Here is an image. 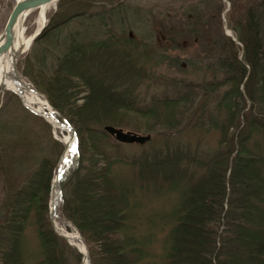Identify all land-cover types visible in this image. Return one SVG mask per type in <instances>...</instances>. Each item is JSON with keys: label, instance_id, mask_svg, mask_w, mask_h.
Instances as JSON below:
<instances>
[{"label": "trees", "instance_id": "obj_1", "mask_svg": "<svg viewBox=\"0 0 264 264\" xmlns=\"http://www.w3.org/2000/svg\"><path fill=\"white\" fill-rule=\"evenodd\" d=\"M228 1L226 25L236 41L224 31L226 2L187 0L174 12L176 22L167 23L164 8L154 15L152 28L167 40L160 47L134 37L132 21L143 13L128 0H59L31 53L21 57L19 75L76 132L57 215L84 239L91 264H145L149 252L135 235L131 197L136 190L177 188L183 200L169 264H264V0ZM72 28L53 50L58 35ZM187 39L211 47L199 52L203 62L208 52L217 54V64L202 66L195 82L162 69L180 66L168 51ZM142 86L153 92L149 100ZM4 96L0 264H80L82 255L55 232L50 214L63 144L16 93ZM215 101L218 115L208 111ZM107 125L154 132L155 140L135 155L105 131ZM210 131L220 134L214 148L201 143ZM47 135L54 145L49 153Z\"/></svg>", "mask_w": 264, "mask_h": 264}, {"label": "rangeland", "instance_id": "obj_2", "mask_svg": "<svg viewBox=\"0 0 264 264\" xmlns=\"http://www.w3.org/2000/svg\"><path fill=\"white\" fill-rule=\"evenodd\" d=\"M195 1V0H193ZM198 1V0H197ZM227 4V9L222 15V21L224 25V31L225 25L227 24V19L225 17V13L229 11L231 4L228 0H223ZM17 0H0V35L4 32L7 21L11 15V12L16 5ZM128 4H131L133 6L141 8V11L143 15L139 17L137 20L132 21L133 23V29L132 32L134 34V37H140L144 36L149 38L151 41H157L160 44V47H163V43L167 41L164 36H160L158 34V31L156 29L152 28V23L154 24V15H156L158 11H163V8L165 9V16L167 23L172 20L173 22H176V19L174 18L175 13L178 11V8L185 6L187 4V0H128ZM244 7L240 6V11H242ZM57 10L56 7L48 13V18ZM153 15V16H152ZM38 18H39V11L36 10L32 12L30 15H28L24 21V27L26 30V37H31L32 35L37 34L38 31ZM46 22V24H47ZM157 25V24H156ZM158 26V25H157ZM75 28L69 29V30H63L60 35L57 37V43L54 44L53 50L58 51L61 46L64 44L65 39L69 36V32H74ZM216 30V29H215ZM196 43L190 41V40H182L181 45L178 48H175L173 50L168 51L169 54L173 57H177L180 61V66L178 67L176 64L172 65H165L162 67L164 70V73H171L179 78H185L187 80H191L193 82L199 81L202 78V71L201 67H205V64H209V66L214 67L215 64H217V54L208 52L206 54L207 62H203L198 54L202 50H209L211 47L206 45L204 41H200V39H196ZM32 46L20 56L19 61L21 57H25L28 55L30 50L32 49ZM205 56V57H206ZM18 61V63H19ZM18 65V64H17ZM173 70V71H172ZM217 69H213V71H216ZM18 71V69H17ZM212 71V70H211ZM21 77V76H20ZM22 78V77H21ZM22 80L31 86V83L29 80H25L22 78ZM32 87V86H31ZM33 88V87H32ZM9 91V90H6ZM5 91V92H6ZM140 91L144 98H147L149 100L150 96L152 95V91L147 90L144 86L140 88ZM4 93L0 95V106L4 102ZM13 92V91H12ZM15 93V92H14ZM41 93V92H40ZM160 93V92H159ZM42 94V93H41ZM43 95V94H42ZM43 97V96H42ZM44 98L46 96L44 95ZM47 99V98H46ZM22 100V99H21ZM23 103V102H22ZM24 105V104H23ZM216 101L210 105L208 111H211L213 115H218L217 110L215 109ZM25 106V105H24ZM59 113V112H58ZM224 113L221 114L219 117L221 119L224 118ZM59 118V117H58ZM46 120V119H45ZM60 122L62 123L61 119L59 118ZM47 121V120H46ZM48 122V121H47ZM49 123V122H48ZM50 124V123H49ZM51 125V124H50ZM109 126V125H107ZM112 126V125H110ZM106 127V126H105ZM116 127V126H114ZM186 127L184 126L179 130V132L182 133L183 138L185 139L186 133ZM51 132H52V138L61 144H63L61 150L59 151V161L58 165L60 163L61 158L63 157V153L66 148V144L64 143V136L62 132H60L57 129H54V127L51 125ZM120 128V127H117ZM124 129L126 132H133L140 135H151L152 140H155L154 132L149 133L147 131H135L130 128H121ZM154 135V136H153ZM189 138V136H188ZM191 141L195 142L193 143V146L196 145V142H198V139L196 137L189 138ZM220 139V134L217 131H210L206 135H204L201 138V143L204 145H207L206 147L214 148L217 146L218 141ZM152 140L144 145H128L131 146V151L135 155H140L143 153L144 150H148L151 147V144L153 143ZM52 141L50 137L45 138L44 146L46 147L47 153L49 151L51 152ZM77 144V141L75 143V146ZM58 154V153H57ZM75 155V154H74ZM74 155L70 158V160L65 165L64 173L66 172L67 168L70 166L72 162V158ZM57 165V167H58ZM58 170V169H57ZM55 173V177H56ZM63 175V174H62ZM61 175V177H62ZM54 177V179H55ZM53 179V183H54ZM61 181V178H60ZM53 190V187H52ZM182 189H165L161 192H155V191H135V196L131 197V204L133 206H136L134 210H132L133 215L135 216V222L134 225L136 227L135 235L139 236L140 238H144V241L146 242V246L148 248L149 252V258L145 261V264H169V261L167 259V250L169 246H171V235L172 230L174 226L176 225V219H177V209L180 206L183 196H182ZM60 192L61 197L63 199L62 195V188L60 183ZM52 194V192H51ZM61 199V202H62ZM60 204L57 206V210L59 209ZM51 203V200H50ZM51 210V209H50ZM58 216V215H57ZM59 217V216H58ZM63 223V224H62ZM61 228L66 229L67 223H64L62 221ZM65 228H64V227ZM73 232H77L76 230H72ZM28 238L31 244V247L34 251L38 252L40 249L39 241L36 235V232L33 227H30L28 231ZM67 242V241H66ZM86 244V243H85ZM87 247V246H86ZM91 264V263H90Z\"/></svg>", "mask_w": 264, "mask_h": 264}, {"label": "bare ground", "instance_id": "obj_3", "mask_svg": "<svg viewBox=\"0 0 264 264\" xmlns=\"http://www.w3.org/2000/svg\"><path fill=\"white\" fill-rule=\"evenodd\" d=\"M57 3L41 7L38 9V32H40L45 26L48 18V13L56 7ZM25 18H21L15 28V43L11 50L0 57V95L6 90H13L17 92L23 99V101L31 106L39 109L40 113L43 114L53 125L54 129L62 132L64 136V143L66 144L65 151L63 153V162L57 170L56 177L54 179L55 187H53L51 194V204L57 205L61 198V192L59 188V182L62 172L65 169V165L74 155L71 151V147L75 145L76 138L73 135V130L68 126H63L55 114V110L52 108L48 100L40 95L34 88L25 83L20 77L17 71V64L19 58L24 54L31 46V37H26V30L24 27ZM76 147V146H75ZM58 172L60 176H58ZM54 223L59 233L65 235L71 244H73L79 252L82 254V262L80 264H89V257L85 250V245L80 241V235L78 232L68 231L61 228L62 220L55 216ZM63 224V223H62ZM64 227V226H63ZM65 228V227H64Z\"/></svg>", "mask_w": 264, "mask_h": 264}, {"label": "water", "instance_id": "obj_4", "mask_svg": "<svg viewBox=\"0 0 264 264\" xmlns=\"http://www.w3.org/2000/svg\"><path fill=\"white\" fill-rule=\"evenodd\" d=\"M58 2H59V0H17L16 5L14 6V8L11 12V15L7 21L5 30L0 35V57L3 56L4 54L8 53L11 50V48L13 47V45L15 43V28H16V25L18 24L19 20L22 17L26 19V17L28 15H30L32 12L40 9L41 7L50 5L52 3H58ZM45 27L40 32H38L37 34L34 35V37L32 39V44L41 35V33L45 29ZM225 30H226V35L231 37L233 39V41H236V39L233 35V32L228 29L227 25H225ZM9 91H13V90H9ZM13 92H15V91H13ZM15 93L22 99V97L17 92H15ZM38 93L40 95H42L40 92H38ZM42 96L44 97V95H42ZM22 102L27 109L32 111L34 114L43 117L52 125V123L43 114L40 113L39 109L27 105L23 101V99H22ZM55 114L57 115V117H59L61 119V121H62L61 124L63 126H68L73 130V135L76 138V132L71 127V125L62 117V115L60 113H58V111H55ZM105 131L110 136H112L117 142H119L121 144H125V145H134V144L144 145V144H146L152 140L151 135H140V134L133 133V132H126L124 129L117 128V127L110 126V125L105 127ZM76 141H77V138H76ZM76 151H77V145H76ZM62 162H63V157L61 158L60 163H59L57 168L60 167V164ZM62 174H63V172H62ZM58 176H60L59 172H58ZM52 187H55V182L53 183ZM59 188H60V182H59ZM61 199H62V197L60 198V201L58 202L57 205L53 206L52 204H50V209H51L50 214H51V220L53 223L54 230L61 238L65 239L71 247H73L74 249H76L79 252V250L73 244L70 243L68 238L65 235L59 233L56 229V226L54 223V218H55V216H57V206L60 204ZM79 239L82 242V244L85 245L84 247H85L86 253L89 257V253H88L85 241L81 237V235H80ZM79 253L82 254L81 252H79ZM89 264H90V259H89Z\"/></svg>", "mask_w": 264, "mask_h": 264}, {"label": "snow or ice", "instance_id": "obj_5", "mask_svg": "<svg viewBox=\"0 0 264 264\" xmlns=\"http://www.w3.org/2000/svg\"><path fill=\"white\" fill-rule=\"evenodd\" d=\"M71 151H72L73 154L76 153V147H75V145H73V146L71 147Z\"/></svg>", "mask_w": 264, "mask_h": 264}]
</instances>
